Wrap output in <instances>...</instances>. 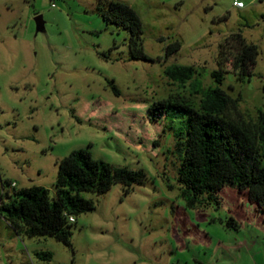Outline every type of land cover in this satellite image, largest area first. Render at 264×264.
I'll return each mask as SVG.
<instances>
[{
  "label": "rangeland",
  "instance_id": "rangeland-1",
  "mask_svg": "<svg viewBox=\"0 0 264 264\" xmlns=\"http://www.w3.org/2000/svg\"><path fill=\"white\" fill-rule=\"evenodd\" d=\"M111 1L0 0V198L33 185L55 198L59 160L81 148L147 175L129 193L122 183L82 192L95 208L74 216L70 245L19 235L0 216V264H264V212L231 186L219 203L187 207L175 136L184 116L149 114L156 101L190 97L189 83H174L165 70L192 65L204 88L217 86L211 73L224 68L219 86L255 119L264 110V0H119L140 15L152 60L132 59L128 31L105 23L99 7ZM235 34L259 49L244 80L233 67ZM176 41L181 49L167 57ZM44 251L50 260L38 256Z\"/></svg>",
  "mask_w": 264,
  "mask_h": 264
},
{
  "label": "trees",
  "instance_id": "trees-1",
  "mask_svg": "<svg viewBox=\"0 0 264 264\" xmlns=\"http://www.w3.org/2000/svg\"><path fill=\"white\" fill-rule=\"evenodd\" d=\"M101 4L99 10L105 23L128 31L130 57L152 60L143 49V24L138 12L119 0ZM231 37L239 44L233 60L234 71L244 80L253 75L259 49L248 44L241 34ZM180 49V41L170 44L167 57ZM225 71L222 67L212 71L218 85L204 88L198 83L194 66L168 67L165 75L171 81L182 86L189 83L190 97L178 94L156 101L149 107L150 119L158 121L177 113L184 116L186 124L175 136L178 183L187 207L206 206L213 200L219 203V192L231 186L246 192L257 209L264 212V110L259 109L255 119L245 118L239 110L241 98L232 97L219 86L225 79ZM111 86L120 94L114 83ZM193 96H199V101L192 100ZM231 111L235 118L230 116ZM146 178L143 170L117 167L95 159L88 149H76L58 162L55 198L42 185L22 188L12 195L6 192V198L3 194L0 198V216L19 235L50 236L70 245L73 222L69 217L95 208V202L83 197L82 192L104 194L115 183H122L129 193L134 184H144ZM234 222L231 218L230 224ZM38 256L50 260L53 255L44 251Z\"/></svg>",
  "mask_w": 264,
  "mask_h": 264
},
{
  "label": "built area",
  "instance_id": "built-area-1",
  "mask_svg": "<svg viewBox=\"0 0 264 264\" xmlns=\"http://www.w3.org/2000/svg\"><path fill=\"white\" fill-rule=\"evenodd\" d=\"M51 1H52V6L55 7L56 6V0H51ZM235 6H237L239 8L244 7V3L241 1H235ZM12 186L15 187L16 183H12ZM69 219L71 222H75L74 216H70Z\"/></svg>",
  "mask_w": 264,
  "mask_h": 264
},
{
  "label": "water",
  "instance_id": "water-1",
  "mask_svg": "<svg viewBox=\"0 0 264 264\" xmlns=\"http://www.w3.org/2000/svg\"><path fill=\"white\" fill-rule=\"evenodd\" d=\"M36 22H37V31H42L45 27V22L42 15L36 16Z\"/></svg>",
  "mask_w": 264,
  "mask_h": 264
},
{
  "label": "crops",
  "instance_id": "crops-1",
  "mask_svg": "<svg viewBox=\"0 0 264 264\" xmlns=\"http://www.w3.org/2000/svg\"><path fill=\"white\" fill-rule=\"evenodd\" d=\"M5 193H6V192H5V191H3L1 194H3V195H4ZM4 196H5V195H4ZM4 198H5V197H4Z\"/></svg>",
  "mask_w": 264,
  "mask_h": 264
}]
</instances>
